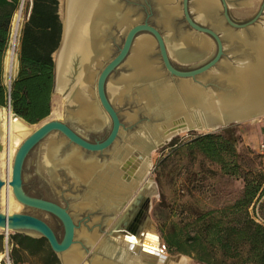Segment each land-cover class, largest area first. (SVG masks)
<instances>
[{"label": "water", "instance_id": "95a60500", "mask_svg": "<svg viewBox=\"0 0 264 264\" xmlns=\"http://www.w3.org/2000/svg\"><path fill=\"white\" fill-rule=\"evenodd\" d=\"M173 1L174 0H152L151 4L149 0H143L139 8L143 11V14L146 15V20L142 24L140 19H133V13L131 11H127V6L135 4L134 0H108L107 3L110 7V18L107 20L101 19V15L98 17L96 16L94 18H90V23L88 22L83 27L81 31V37L83 44L84 42L86 43L85 47L87 52L88 45L90 42H92L91 37H94L96 40L95 44L97 47L93 56L89 58L88 63H85L87 82L90 81L89 83H91L94 80L95 69L101 68L104 63L108 62L98 77L96 86L97 102L96 104H93V107L96 116L101 118L102 125L99 128L106 124V119H108V122L110 120L112 124L111 132L102 142H88L75 131H73L69 125L71 124L72 126L74 123L73 121H76L77 123L87 127L88 129H91L92 131L94 128L85 122L84 119L80 120L74 113L70 116L71 120L69 122H47L43 124L35 133L25 138L18 146L16 151L12 179L10 182V187L12 188L16 203L19 205V210L14 212L12 215H10L8 211H5L4 214H0V229L8 230L10 227L11 230L16 233H23L34 238H45L49 242L52 250L58 255L61 263L65 264V254L77 244V228L75 226L74 220L66 209H63L60 206L43 199L30 197L24 192V163L29 153L36 146L41 144L47 137L54 133L61 134L70 145H73L74 147L89 153H105L109 150H114L117 147V143L122 136V123L118 113L111 104L112 98H110L108 94L107 84L112 74L121 66L126 65L131 69H135V67L129 65L128 61L130 59V54L133 52L135 41L141 33H148L150 37L154 39V43L158 47L163 67L167 73L172 76V78L180 80L181 84L178 85V87L171 86V90L168 92L165 101L158 98V96L155 94L146 100L141 98V89H147V91L150 92L151 90H155L163 84H168L166 82L163 83V81L161 82L158 75L148 80H138L133 78V80L124 83L120 87L126 88L125 92L130 91L133 86L140 88L138 91L137 101H139L140 104H144V111L148 118L144 128L138 132L134 138L130 139L128 148L134 149L132 144L136 145V139L141 134H144L149 140L150 153L160 150L170 143L166 139V137H168L170 134L183 129L190 130L187 132L195 131L193 130V127L188 128L187 125L185 126V123L187 122V124L191 122L193 125H197L199 127H205L208 129L213 128L214 130L212 132H207L204 134L207 135L222 132L235 125L253 122L264 118V69L256 70L261 74L256 75L258 80H255L253 84L244 76L239 68H234L229 64L222 63V58L225 55L224 42H226L229 43V45H239L244 47L245 53H248V55L251 56L250 62L253 63V65H251L254 69H257L261 64H263L258 59V57L260 54V41L262 39L264 40V29H262L261 26L253 27L257 24V22H259L261 14L248 23L236 24L231 20L228 14L225 0H221L223 4V19L219 17L220 7L215 8L208 14L201 15V12L198 9V3L195 2V5L197 6V13L199 14V20H205V22H208L211 25V28H205L191 18L189 12L190 0H183V16L187 25L194 31V33H188L184 35L179 43H171L170 47H168L167 40L161 35L159 30L149 25L148 19L151 17L153 10H155L159 13V16L162 20V25L169 26L170 22L176 19L175 16L180 14L178 13L173 15L172 7L170 12L169 5ZM136 6L138 8V5ZM224 21L230 26V28L224 27ZM217 22L219 24L215 26V23ZM119 23H121V26ZM94 29L96 32H94ZM114 29L121 31L122 33H126V38L123 47L119 51V54L110 60L109 39L114 36ZM235 30H242L243 32L247 31V33L252 31V35L256 38L255 42L250 43L248 40V35H246L245 32L243 37L240 38V35L235 33ZM219 33L223 34V37L219 36ZM63 38L64 24L59 49L63 43ZM210 40L216 44L217 52L212 60L206 62L212 55L211 54L208 56L209 49H211ZM203 43L205 44V48ZM171 48L177 55L183 57V60H180L181 63L190 64L192 65V68L188 71H183L175 67L169 57V51ZM77 58L81 59L80 56ZM126 62L127 64H125ZM54 64L55 69L53 94L58 92L55 58ZM76 64H78V60L75 61V66ZM218 67H222L227 73L225 75L213 76L212 72ZM81 71L82 70H79L78 67L73 68L71 75L68 77L67 86L64 90V94L68 98V103L71 109L75 110L76 112L80 108V106H78V104H74L72 100V98H74L76 95L72 96L71 99L69 98L73 91L75 92H73V94L78 93L76 92V84ZM200 80L203 81L202 86L196 83ZM214 82H216V84L212 85ZM184 83L193 86L195 85L200 90V92L196 94L195 97L193 95H186L182 89ZM249 85H252L253 87L249 88ZM11 86L12 82L6 86L9 93L11 91ZM141 92L143 93V91ZM84 94V98L87 103L88 99L86 98V92H84ZM169 102H171V104ZM100 106L105 112L104 115H101L99 112ZM6 109L8 110L9 114L14 116L10 103ZM19 120L27 127L39 125H29L23 120ZM94 121L95 119L92 120V122ZM8 143L9 140H7V145ZM54 149L55 148H53V150ZM61 149L62 146H60L59 149L56 148V150H58L56 152V157L61 153ZM72 152L74 151H70V153ZM116 155L117 154H113L112 156L110 161L112 164L119 162L121 158V154L119 156ZM79 158L82 159L80 156ZM131 162L132 160L130 163ZM61 166L64 169H67V167L63 165ZM130 173L131 171L128 172L129 175ZM75 179L77 182L83 183L78 178L75 177ZM83 184L88 189L89 197L95 195L96 198H100L102 191H93L91 189L90 182ZM5 185L6 182L0 178V195ZM94 198L95 197L93 196V199ZM130 201L136 205L141 202L145 204L140 220L134 229H129L135 211V209L130 206ZM98 205L101 207V210H106V205L102 206L99 204V202ZM119 205L120 206L115 205L113 208L111 207L110 209L106 210L111 213L108 215L107 220L114 217L115 213H118V217L112 226L110 223L106 225L111 227L110 231L106 233V239L102 240L99 245L94 248V254L100 256L99 258L97 257V259L109 260L116 264H129L126 263V261L120 262L121 253H123V251L126 253L127 257L134 255L141 257L143 252L152 255L158 252L159 246L160 244L163 245V242L160 236L157 235L155 224L152 222L150 217L151 202L149 198L144 196L142 193L138 194L136 198L130 194L128 199H126V202L123 201ZM24 208L47 212L57 217L64 227V239L60 241L51 227L44 221L30 215L22 214V210ZM92 211L95 212L96 208H93ZM97 238L99 240V237ZM147 238L153 239V245L146 243ZM83 240L88 246L95 247V244L90 243L86 239ZM138 242L140 243L139 246L131 248L132 243L137 244ZM182 257L185 256H169L168 259L178 260ZM163 259L164 261L161 263L165 264V262H167V257ZM159 263L160 261L157 260L149 262L145 258L139 261V263L132 262V264Z\"/></svg>", "mask_w": 264, "mask_h": 264}, {"label": "rangeland", "instance_id": "374dc122", "mask_svg": "<svg viewBox=\"0 0 264 264\" xmlns=\"http://www.w3.org/2000/svg\"><path fill=\"white\" fill-rule=\"evenodd\" d=\"M29 1L30 0H26L25 2L22 29L29 13ZM216 1L219 4L218 6L220 7L219 17L223 19L222 1ZM195 2L196 0H190L189 3V12L191 18L201 26L205 28H211V25L208 22H205V20H199V14L197 13V6L195 5ZM134 3V5L127 6V11H131L133 13L134 20L140 19L141 21H144L146 19V15L143 14L142 11L140 12L138 10L136 6V0H134ZM182 3L183 0H174L169 5V8H174V10L176 11L175 14L180 13L179 15L175 16L176 19L172 20L169 26L162 25V20L159 16V13L155 14L150 22L151 25L159 30L161 35L167 40L168 47H170L171 43H179L184 35L188 33H194L191 28L183 24L184 16ZM22 4L23 0L21 5ZM63 4L64 0H61L59 13L62 22L64 16ZM225 4L228 14L234 23H248L258 17L259 14H261L259 22H257V24L253 27L261 26L262 29H264V0H225ZM218 24V22L215 23V26ZM224 27L230 28V26L225 21ZM235 31V33L240 35V38L243 37L245 32H243L242 30ZM245 34L248 35V40L250 43L255 42L256 38L252 35V31H249L248 33L246 31ZM219 36L223 37V34L219 33ZM125 38L126 33H122L121 31L114 32V39L109 42L110 60H112L119 54V51L121 50L125 42ZM142 38L153 41L152 46L148 50L146 59L148 64L151 65L152 69L156 72V75L159 76V80H161V82L163 81V83H168L170 86L178 87L181 82L178 79L172 78V76H170V74H168L163 67L158 47L154 43V39L150 37L148 33H141L138 36L137 40ZM137 40L135 44L137 43ZM19 47L20 43L16 48L17 56ZM224 47L225 55L222 58V63L229 64L234 68H237L242 66L245 61H251V56L248 55V53H245L244 47L239 45H229V43L226 42H224ZM216 52L217 46L213 41H211V49L209 51V55H212L206 62L212 60L215 57ZM132 53L130 54L129 58H131ZM169 57L172 64L177 68H192V65L190 64L181 63L180 60L177 59L171 51H169ZM107 64L108 62L104 63L101 68L94 70V80L88 84V91H85L87 93L86 97L88 101L93 104H96L97 102L96 86L98 77L102 69ZM125 64H127V62ZM226 73L227 72L222 67H218L215 68V70L212 72V75L220 76L225 75ZM7 74L8 78L6 79V82L9 84L10 81H13V77L11 79L9 73ZM134 74L135 69H131L126 65L121 66L112 74V76L108 80L107 87H109V91L111 83H116L118 80L125 76L132 77ZM196 83L202 86L203 81L200 80ZM215 84L216 82H214L212 85ZM139 89V87L133 86L130 91L125 92L126 88L122 87L120 88L121 91H118L121 93H117L116 97H111L109 95L110 98H112L111 104L118 113L122 123V136L117 143V147L114 150H109L108 152L100 154L89 153L82 149L76 148L73 145H70L69 142L61 134L54 133L47 137L40 144L39 151L37 150L29 160L30 164L40 166V176L45 182L41 181V179L39 178H36L33 174L34 172L32 170L30 171L29 169V171H27L25 174L27 192L34 198L39 199V197H42L43 200L54 203L68 211V213L72 216L77 228V244L75 247L79 248V250L83 253L85 264H92L93 260L97 259V257L99 258L100 256L94 254V248L96 247L88 246L81 237V234L85 232L89 236L96 235L97 237H99V242L105 240L106 233H108L111 229V227H108L106 225L110 223L112 226V224H114L118 217V213L115 215V217L109 218V220H107L109 212L106 210L102 211L96 200H93L91 199V197H89L88 189L84 187L85 185L83 183L77 182L73 174L69 170L64 169L61 165H59L57 169H55L53 175H50L47 171H45L42 165L44 163V157L47 152V146L50 141L54 140L57 145L60 144L62 148H67L69 150V153L70 151H74L79 154L80 157H82V161L84 163L96 161L101 167L110 164L113 154H116L123 148L128 147L130 139L134 138V136L144 128L145 123L148 120L144 111V104H140L139 101H137ZM99 109L101 115H104L105 112L101 106L99 107ZM55 113H58L59 117H55ZM74 113L76 114V111L71 109L68 103V98L67 96H65L64 91H58L53 94L52 113L42 123L52 121L67 123L71 120L70 116ZM73 122L74 123L72 124V127L76 130V132L82 138L87 139L92 143H98L105 140L106 137L110 134L112 128V124L110 120L108 122V119H106V124H104L101 130H99L98 132L92 131L91 129H88L87 127L77 123L76 121ZM235 126L239 128V131L243 137V144L239 149L240 164L246 171L252 170L256 172H262L264 174V164L256 153L259 144L264 142V135H262V129L264 128V118ZM204 134L205 133H201L199 131H185L178 133L177 135L172 137L169 140L170 143L168 145L160 150L154 151L153 157L151 159V167L149 168L146 177H144V181L148 180L149 184H151V186H145V188H149L146 197L149 196V200L151 202L150 217L152 222L155 224L157 235H159L162 239L164 251L167 256H178L168 254L163 239V234L166 231L167 226L170 224L171 220L179 221L182 218L190 215V213L192 212L201 213L210 210L222 209L235 203L243 193L244 183L241 179L224 175L219 165L207 160L199 153H191L188 150V144H190V142H192L197 136ZM174 140H176L177 142L176 145L172 147L171 143ZM5 145L6 144L2 145L3 149ZM55 162L57 163V160H55ZM5 192L6 191H4V194ZM263 200L264 197L259 202L255 201L250 207L249 212L253 220L256 216L257 209L259 215L264 219V210H262L261 208V203L263 202ZM130 202L129 204H131ZM93 208H96L95 212L92 211ZM5 211V205L2 204V200L0 197V214H4ZM22 214H30L44 221H48V223L52 225V227L57 229L59 233L58 239L60 241L64 239V229L59 226L58 222L54 218L48 216L47 213L39 210L24 208L22 210ZM15 233L16 232L11 230L7 237V233L4 230L0 229V235L4 237V252H0V255L3 257L1 264H12L10 261L11 246L9 245V240L10 236L14 235ZM184 259H187L188 264H198L192 258L187 257Z\"/></svg>", "mask_w": 264, "mask_h": 264}, {"label": "trees", "instance_id": "16d2710c", "mask_svg": "<svg viewBox=\"0 0 264 264\" xmlns=\"http://www.w3.org/2000/svg\"><path fill=\"white\" fill-rule=\"evenodd\" d=\"M60 2H28L18 53L19 72L9 93L4 80L5 60L13 19L22 0H0V108L10 103L13 115L29 125L42 123L52 113L54 55L63 34ZM242 142L239 128L233 126L219 133L199 135L188 144L191 153L216 163L224 175L241 179L244 189L232 205L171 220L163 234L168 254L183 255L198 264H264V226L256 223L249 212L253 203L264 197V174L244 170L239 155ZM261 208L264 210V200ZM9 245L12 264H62L45 238L15 233ZM0 252H4L1 235Z\"/></svg>", "mask_w": 264, "mask_h": 264}, {"label": "bare ground", "instance_id": "6f19581e", "mask_svg": "<svg viewBox=\"0 0 264 264\" xmlns=\"http://www.w3.org/2000/svg\"><path fill=\"white\" fill-rule=\"evenodd\" d=\"M107 1L108 0H64V38L61 48L58 50L54 57L57 68V90L59 92H63L65 90V87L67 86L68 82V77L71 75L73 68L78 67L79 70H82L80 75L78 76L76 84V92L78 93L73 94V91L69 99H71L72 96L76 95L74 98H72L74 104H78V106H80L79 110H77L76 112V117H78L80 120L84 119L85 122L90 124V126H92L94 129L99 128L102 123L101 118L99 116H96V113L94 112L93 103L88 101L86 103V100L84 98V92L88 91L87 87L90 82H87L85 63H88L89 58L93 56L97 47L95 44L96 40L94 39V37H91L92 42L89 43L87 52V49L85 47L86 43L84 42L83 44L82 41L81 31L88 22L90 23V18H94L96 16L98 17L100 15L101 19L108 20L110 18V7ZM25 2L26 0H23V4L21 5L19 12H17V14L15 15L13 21L11 33V49L8 52L7 61L5 63L7 73L11 74V77H13L15 73V68L17 64L16 48L20 43L19 38L22 29ZM196 2L198 3V9L201 12V15L208 14L212 12V10H214L215 8L219 7V4L216 0H196ZM175 12L176 11L173 8V15L175 14ZM119 24L121 26V23ZM95 29L94 32H96ZM152 44L153 41L146 38L137 40V43L134 44L135 46L133 49V54L128 61L130 66L135 67V74L132 77L125 76L118 80L116 83H111L110 91L108 87V93L111 97H116L117 93H121L118 92L120 90V87L124 83L133 80V78H136L138 80H148L152 77H156V73L153 72L154 70L152 69L151 65L148 64L146 59L148 55V50L150 49ZM203 46L205 48L204 43ZM170 51L177 59L183 60V57L177 55L172 50V48L170 49ZM259 53L260 54L258 59L263 64H261L257 69H254L252 67L253 63H251L250 61H245L242 66L237 67L240 71H242L244 76L250 80L251 83L255 82V80H258V77L256 75L261 74L259 71L256 70L264 69L263 39L260 41ZM79 56L81 57V59L77 58ZM77 60L78 64H76L75 66V61ZM252 87V85H249V88ZM182 89L184 93L188 96L193 95L195 97V95L200 92V90L195 85L193 86L187 83L183 84ZM170 90L171 86L169 84H163L155 90H151L150 92L147 91V89H141L143 93L141 91L140 93L142 95L141 98L143 100L151 98V96L155 94L158 96V98L165 101ZM169 103L171 104V102ZM54 116L59 117L58 113H55ZM93 119H95L94 122H92ZM45 123L34 127H27L19 119L12 116V114H9L7 109L0 108V138L2 137V145L6 144L0 156L1 179L6 182L5 187L1 191L0 197L2 200V204L5 205L6 211H8L10 215L14 214V212L19 210V205L16 203V200L13 197L12 188L10 187L16 151L18 149V146L21 144V142H23L25 138L35 133ZM187 123H185V126L187 125L188 128L193 127V130L199 131L201 133H207L214 130L213 128L208 129L205 127L193 125L191 122H189V124ZM185 131L190 130L183 129L177 131L173 134H170L168 137H166V139L167 141H169L178 133ZM7 140H9L8 145ZM148 141V138L144 134H141L136 139V145L132 144V147L134 146V149H129L128 147L123 148L118 153H116V156H119L121 154L119 162L104 165V167L102 166V168L96 161L84 163L82 159L79 158L80 155L76 152L67 154L66 158L64 159H61L58 156L56 157V152L58 151L56 150V148L59 149L61 145H57V143L52 140L47 146V152L44 157L45 159L43 169L49 170V172L53 175V172L55 171V169H57L59 165L67 167V169L73 173V176L78 178L81 182H90V186L93 191H102L100 198H97L96 202H99V204L102 206L106 205L107 207L105 209L108 210L111 207L113 208L115 205L120 206L119 204L123 201L126 202V199H128L130 194L134 196V198H136V196L141 193L144 196H147V191L149 190V188H145V186H151V184H149L148 180L144 181V177H146L147 172L151 167V159L154 154V151L150 153ZM53 148L55 149L53 150ZM55 160H57V163L55 162ZM131 160L132 162L130 163ZM129 171H131L130 175L128 174ZM126 174L129 175L132 179L128 178ZM4 191H6L5 194ZM93 196L96 199V196ZM93 196L91 197V199L93 198ZM2 230H4L7 234L11 232L10 227L8 228V230ZM81 237L83 239H86L90 243L95 244V247L98 246L100 243L96 235L89 236L87 235V233L83 232L81 234ZM146 243L153 245L154 242L152 238H147ZM139 244V242L137 244L132 243L131 248L139 246ZM75 246L68 253L65 254V264H85L83 262V253L79 250V248ZM162 257H167V262H165V264H188L187 259H184L185 257L179 258L178 260L168 259L169 256L166 255L162 244H160L158 252H156L154 255L143 252L141 257L135 255L127 257L126 253L123 251V253H121L120 262L126 261V263L129 264H132V262L139 263V261L145 258L149 262L157 260L160 261L159 264H164L161 263L164 261ZM2 258L3 257L0 255V264L2 262ZM92 264L116 263H113L109 260L95 259L93 260Z\"/></svg>", "mask_w": 264, "mask_h": 264}, {"label": "flooded vegetation", "instance_id": "af4514ba", "mask_svg": "<svg viewBox=\"0 0 264 264\" xmlns=\"http://www.w3.org/2000/svg\"><path fill=\"white\" fill-rule=\"evenodd\" d=\"M142 1L143 0H137V5H138V10L141 12L142 10L139 8L140 7V5H141V3H142ZM150 1V3L152 4V0H149ZM153 7H154V5H153ZM143 12V11H142ZM158 12L157 11H155V10H153V12H152V15H151V17L148 19V23H149V25H151V20L153 19V17H154V15L155 14H157ZM146 20V19H145ZM145 20L144 21H142L141 23L143 24L144 22H145ZM185 26H187V27H189L188 25H187V23H186V21H185V18H184V23H183ZM152 26V25H151ZM190 28V27H189ZM114 31H118V30H115L114 29ZM113 35H114V33H113ZM114 39V36H112V38H110L109 39V41L111 42L112 40ZM180 69V68H179ZM189 69H191V68H189ZM189 69H180V70H183V71H188ZM69 125V124H68ZM72 129H73V131H75L76 132V130L71 126V125H69ZM102 128V127H101ZM101 128H98L97 130L96 129H93V131H95V132H98L99 130H101ZM77 133V132H76ZM78 134V133H77ZM79 135V134H78ZM108 137V136H107ZM106 137V138H107ZM85 140H87V139H85ZM88 141V140H87ZM104 141V140H103ZM88 142H90V141H88ZM100 142H102V141H100ZM90 143H92V142H90ZM95 143H97V142H95ZM39 147H40V144L38 145V146H36L30 153H29V155L27 156V158H26V160H25V163H24V168H23V189H24V192L28 195V196H30V197H33L32 195H30L28 192H27V183H26V179H25V174H26V172L27 171H29V169H30V171L32 170L34 173V176L36 177V178H39V179H41V181H43V182H45L42 178H41V176H40V171H41V168H40V166H35V164H30L29 163V160H30V157L38 150L39 151ZM3 151V146H2V137L0 138V153ZM40 151H41V148H40ZM68 149L67 148H62L61 149V153L59 154V156H60V158L61 159H64L65 158V156H66V154H68ZM58 156V157H59ZM136 158V157H135ZM45 159V158H44ZM44 164V163H43ZM43 166V165H42ZM32 168V169H31ZM45 171H47L50 175H51V173L49 172V170H45ZM125 174V173H124ZM126 176L128 177V178H131L129 175H127L126 174ZM0 178H1V174H0ZM45 184V183H44ZM84 187H86V186H84ZM87 188V187H86ZM39 199H43L42 197H39ZM93 199V198H92ZM93 200H97V198L95 199H93ZM130 206H132V208H134L135 209V211H134V215H133V219H132V221H131V224H130V227H129V229H134V227L135 226H137V224H138V222H139V220H140V217H141V215H142V213H143V209H144V206H145V204L143 203V202H141V203H139L138 205H135V204H133L132 202H131V205ZM103 211V210H102ZM45 213H47V212H45ZM48 214V216H50V217H52V218H54L57 222H58V224H59V226L60 227H62L63 229H64V227H63V225H62V223H61V221L57 218V217H55L54 215H52V214H50V213H47ZM109 214H111V213H109ZM108 214V215H109ZM117 213H115V215H116ZM26 215H30V214H26ZM115 215H114V217H115ZM30 216H32V215H30ZM33 217H35V216H33ZM36 218H38V217H36ZM113 218V217H112ZM39 219V218H38ZM40 220H42V219H40ZM42 221H44V220H42ZM46 224H48L50 227H51V229L54 231V233H55V235L57 236V238H58V236H59V233H58V231H57V229H55L54 227H52V225H50L49 223H48V221H44ZM29 236V235H28ZM32 237V236H31Z\"/></svg>", "mask_w": 264, "mask_h": 264}, {"label": "built area", "instance_id": "2783aa9c", "mask_svg": "<svg viewBox=\"0 0 264 264\" xmlns=\"http://www.w3.org/2000/svg\"><path fill=\"white\" fill-rule=\"evenodd\" d=\"M12 82V81H10ZM262 135H264V128L262 129ZM257 156L260 158V160L264 164V142L260 143L257 150H256ZM254 221L262 226H264V219L259 215L258 209L256 210V216L254 218ZM8 237V234H7Z\"/></svg>", "mask_w": 264, "mask_h": 264}, {"label": "crops", "instance_id": "0c3cea01", "mask_svg": "<svg viewBox=\"0 0 264 264\" xmlns=\"http://www.w3.org/2000/svg\"><path fill=\"white\" fill-rule=\"evenodd\" d=\"M20 49V47H19ZM18 53H19V50H18ZM7 61V57H6V60H5V63ZM18 72H19V61H18V56H17V64H16V68H15V73L13 75V80L16 79L17 75H18ZM11 76V74H9ZM8 78V74H7V69H6V64H5V74H4V80H5V85L7 86L8 83L6 82V79ZM12 79V77H11Z\"/></svg>", "mask_w": 264, "mask_h": 264}]
</instances>
